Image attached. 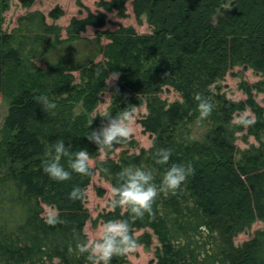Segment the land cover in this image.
I'll return each mask as SVG.
<instances>
[{"label": "trees", "instance_id": "16d2710c", "mask_svg": "<svg viewBox=\"0 0 264 264\" xmlns=\"http://www.w3.org/2000/svg\"><path fill=\"white\" fill-rule=\"evenodd\" d=\"M19 1L30 7L35 0ZM10 2L0 0V95L12 99L0 139V264H37L46 258L74 264L71 248L83 237L89 213L85 196L73 200L69 193L76 185L86 193L95 171L92 167L89 175L73 171L68 180L55 181L42 162L54 158L58 138H64L72 152L86 147L91 153L99 147L88 138L99 127L88 115L108 91L106 80L113 71L119 72L120 80L110 116L145 104L148 112L139 123L144 133L153 136V144L139 154L123 152L119 163H101L99 167L112 175V185L124 167L147 164L159 183L172 162L191 164L193 172L186 181L175 194L160 193L159 204L180 215L183 205L191 203L192 211L186 209L218 235L220 247L206 254L209 263L205 264H264V231L240 245L234 241L239 233L264 221V108L246 84L244 100L214 92L217 81L234 66L248 67L264 77V0H132L136 19L147 16L152 32L141 35L124 25L104 30L109 42L98 44L95 57L87 52L73 57L66 47L84 41L81 35L88 28H104L111 13L128 17L129 0H99L100 10L71 20L65 39L60 27L49 24L40 12L21 19L25 24L18 39L7 33L3 14ZM62 15L56 7L49 17ZM37 54L44 67L32 63ZM166 88L180 100L163 99ZM197 92L213 103L209 118L214 125L203 142L178 136L180 125L200 116ZM41 94L55 106L38 102ZM78 105L84 113H75ZM247 111L254 119L245 117L254 123L234 121V115ZM240 133L253 136L258 145L240 149L236 144ZM160 147L172 149L165 164L156 160ZM71 158L62 154L66 168L70 169ZM46 206L57 211L51 218H58V223L48 222ZM108 217L128 218L129 213L116 210ZM129 222L137 229L150 227L158 236L163 250L158 264H200L195 250L172 243L157 205ZM112 264H121L120 259L114 256Z\"/></svg>", "mask_w": 264, "mask_h": 264}, {"label": "rangeland", "instance_id": "374dc122", "mask_svg": "<svg viewBox=\"0 0 264 264\" xmlns=\"http://www.w3.org/2000/svg\"><path fill=\"white\" fill-rule=\"evenodd\" d=\"M98 1L99 0H35L30 7H25L19 0H11L9 9L3 14L4 30L18 39L22 33V25L25 24V21L21 19L27 17L29 14L40 12L46 15L49 24L60 27V34L62 38L65 39L67 38V28L71 20L74 17L84 18L89 11L97 12L100 10ZM131 2L132 0H129L127 4L128 17L120 18L116 13L109 14L107 24L104 28H88L81 35L85 40L67 46V50L72 52L73 57L82 53L84 54V52L95 57L98 44H106L109 42V40L105 38L103 31L116 30L120 25L133 26L137 33L141 35L150 34L152 32V27L148 23L147 16L142 17L141 20H137L133 13ZM56 7L62 9L63 15L57 19H52L49 17V14ZM34 44V48H36L38 50L37 53H39L40 44L37 42ZM41 59L43 60V58ZM41 59L39 58V54H37L31 61L35 65L44 67V63ZM100 60H102V57H97V61ZM75 76L77 78V83H79V72H75ZM119 80L120 75L118 78L113 79L111 83L108 82V91L102 96L97 108L88 115L89 119L96 121L99 127H101L110 116L115 93L114 88L117 83H119ZM245 84L250 86L257 103L264 108V77L245 66L238 65L231 68L227 75L223 79L218 80L214 85V92L223 94L232 100H244L247 98L246 92L242 88ZM256 84H261L259 89L254 88ZM161 97L169 102L180 100V96L177 93L167 88L161 94ZM11 100V97L8 95H0V139L3 136L2 131L4 122L8 114ZM147 112L148 110L145 104L135 108V118L131 123L133 132L126 142L116 144L112 148H108L107 146L103 148L97 147L95 151L90 153L93 158L91 167L95 172L85 193V207L88 210L89 219L85 225L83 237L73 242L71 248V253L73 254H71L70 257L74 264H91V262L87 260V253H81L77 248L78 242L86 241L88 238H99L101 225L109 220L108 214L111 211L117 210L120 211L121 214L125 213L122 209L119 210L118 207L112 208L110 206V201L113 198V194L111 193L112 175L109 173L108 169H101L99 166L106 161H114L115 163L120 161L123 152L139 154L142 149L149 150V148H151L153 136L144 133L139 123V120L147 114ZM75 113H84L81 105L77 106ZM241 115H250L251 118L254 119L250 111ZM209 116L210 114L207 117L199 116L194 120L189 119L184 125H180L178 130L179 138L199 142L205 141L214 125L210 121ZM236 144L240 149L244 150L250 148L252 144L258 145V142L253 136L247 137L245 133H240L238 134ZM141 167L149 169L147 164ZM160 200H162L161 195L157 197L154 204L157 205L159 209V215L167 221L169 237L172 243L179 248L195 250L199 257L200 264L209 263V258L205 256L207 253L213 254L218 251L220 247L218 235L209 232L206 226L207 231L201 228V220L190 212V210L192 211L191 203H188V206L183 205L185 210L182 211L183 214L178 215L170 213L162 207L161 204H159ZM56 215L57 211L55 209L48 206L45 207L44 216L46 218H51ZM131 231L138 240L139 246L128 254L115 257L120 259L121 264H158L159 254H161L163 250L161 249L162 244L155 232L150 227H143L140 229L131 227ZM259 231H264V221H258L249 229L239 233L234 239L235 244L240 245L252 239ZM147 236H149V239ZM206 259L207 262H205ZM43 260L44 263L38 262L37 264H61L59 258H53L51 261L48 258ZM80 260H82V262H80Z\"/></svg>", "mask_w": 264, "mask_h": 264}, {"label": "clouds", "instance_id": "9594fccd", "mask_svg": "<svg viewBox=\"0 0 264 264\" xmlns=\"http://www.w3.org/2000/svg\"><path fill=\"white\" fill-rule=\"evenodd\" d=\"M119 72L110 73L111 79L106 80L111 83L113 79L119 77ZM198 101V109L201 117H207L213 110V103L210 98L203 93L197 92L195 96ZM37 101L44 107H54V102L50 103L46 96L41 94ZM135 107L124 108L118 115L109 116L108 120L97 129H93L88 135L89 140L95 142L99 148L107 146L112 148L116 144L126 142L130 138L133 128L131 123L135 116ZM234 121L250 125L254 123L252 119L244 115L235 116ZM54 158L43 161V170L55 181L68 180L72 172L89 175L92 172V155L86 147H81L78 151L72 152L71 145L66 144L64 138H58L54 144ZM70 155V169L61 162V156ZM172 149L160 147L156 150V160L165 164L171 160ZM193 172L191 164L182 162H172L163 174L162 180L157 183L154 180L153 171L144 167H124L118 174L119 181L112 185L111 193L113 198L110 201L112 208H121L129 213L128 218L109 219L101 225L99 238H88L86 241L78 242L77 248L81 253H87V260L91 264H112L114 256L128 254L139 246L138 240L131 231L130 219L142 218L146 213L153 211V204L160 193L175 192L186 181L189 174ZM85 190L76 185L69 193L73 200L83 199ZM49 223L56 224L58 218H50ZM207 231L204 225H201Z\"/></svg>", "mask_w": 264, "mask_h": 264}]
</instances>
